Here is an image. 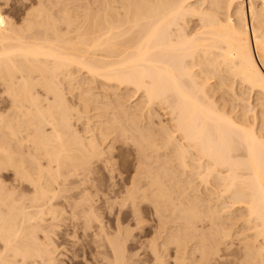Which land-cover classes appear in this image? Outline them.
I'll use <instances>...</instances> for the list:
<instances>
[{
    "label": "bare ground",
    "instance_id": "bare-ground-1",
    "mask_svg": "<svg viewBox=\"0 0 264 264\" xmlns=\"http://www.w3.org/2000/svg\"><path fill=\"white\" fill-rule=\"evenodd\" d=\"M10 1L0 0V264H60L50 229L70 222L96 226V252L120 264L123 220L110 232L100 199L132 205L138 223L149 202L174 264H264V0H20L21 17L3 10ZM117 144L133 172L102 192L99 167L123 175ZM219 190L243 211L236 248Z\"/></svg>",
    "mask_w": 264,
    "mask_h": 264
},
{
    "label": "rangeland",
    "instance_id": "rangeland-1",
    "mask_svg": "<svg viewBox=\"0 0 264 264\" xmlns=\"http://www.w3.org/2000/svg\"><path fill=\"white\" fill-rule=\"evenodd\" d=\"M3 5H5V4H2L1 6L4 7ZM21 6L22 5L20 3V0H11L9 7L3 8V10L6 13H9L11 15H17L18 17H21L22 16V13H21L22 10H18V8ZM195 22L196 21L193 20L192 24ZM137 95H139V94H137ZM136 96H134L132 98L133 100L131 99L132 102L134 101ZM154 109H155V112L157 110L156 114H158V116L156 115V121L159 125H160L161 121L164 122L162 124H165V121H166L167 125H169L171 123L170 120H168V119H170V118H168V117H170V115L167 114L168 110L166 111V115H167V117H166L163 115V113H164L163 108H160L158 105H155ZM159 110H161L162 113ZM164 110H166V109H164ZM159 115H161V116H159ZM157 117H159V118L157 119ZM160 117H162L163 119L160 120ZM159 120H160V122H158ZM167 122H170V123H167ZM131 153H132L131 151L128 152L124 147L120 146V144L116 145V150L114 151V154H115V160L117 159L116 160L117 161V167L119 168V170L117 171L116 174H118L119 171H122L123 172L122 177L120 175H115L114 178H111L102 167L98 168V171L95 174L96 180L94 181V183L97 185V187L99 189H101L102 192H106L107 190L114 188V187H115V189H123L124 185L128 183V180H129L128 178H129L130 174L133 172L132 168H134V166L132 164L131 157H130ZM200 182L201 181H199V182L197 181V185L199 186L200 193L207 194V192L205 190V188H206L205 183L204 182L200 183ZM115 184H116V186H115ZM210 184L211 183H209L208 185H210ZM202 186H203V188H202ZM210 187H211V185H210ZM219 192H220V190H219ZM219 192H218V195L215 194L213 196H215L214 199H216V195H217V197L218 196L220 197L218 204H221V202L223 203V201L228 202V203H226V204H228V206L226 205V208L228 207L226 209V211H228V212H225V213H227V216L225 215L226 225L228 228H230V229L232 228L231 231L234 229L233 230L234 232H232V233L234 234V237H235L234 238V240H235L234 248H236L238 246V240H237L238 234L237 233H238V229L240 230L239 224L242 222L241 216H242L243 211L241 212L242 209L239 207L238 203H235V206L238 205L235 208V206H233L234 204H232L231 198L226 197L225 196L226 194H224V196H222L223 195L222 192H220V193ZM221 196H222V198H221ZM223 197L228 198L227 199L228 201L226 199L224 200ZM229 200L231 201V203H229L230 202ZM224 204H221L222 206L220 205V207H223ZM230 205L233 206L234 208L233 207L231 208ZM141 207H144V212H143L144 222L138 223L137 216L134 213V209H133L132 205H127V207L123 208V210L121 212L119 210L120 209L119 204H115L111 209L106 207L103 199H100V202H98V204H97L98 214L103 218V220L105 222H111L112 225L108 230L110 232H112L113 234L117 230L114 227L115 226V220L117 219V216H119L123 220L122 226L124 227L123 228L124 233L121 235V237L126 238V244H125V249H126L125 255H126V257L123 260V262H121L120 264H123V263L124 264H158L156 256L153 253V251L151 250L150 240H152L154 238L157 243L159 242L158 244L162 245L164 243L163 241L165 240V238L163 239V236H165L166 233L164 235L165 230H163V228L160 227V225L158 223V218L154 214V211H153L150 203L144 201L141 203ZM229 208H231V209H229ZM237 208H238V212L235 211V209L237 210ZM222 211H224V210H222ZM239 211H240V213H239ZM235 212L237 213V219H239V221L236 219ZM229 213L231 216H229ZM232 215H234V216H232ZM227 219H229L230 222ZM231 221H232V223H231ZM234 222L235 223L238 222L239 224L238 225H237V223L234 224ZM66 224L63 226H56L55 228H53V230L50 229L51 234H53L52 235V241L58 247V252H60L59 257H58V259L60 260V264H63V263L64 264H107L106 260H103L102 255H99L96 252V246L99 243V238L95 236V233L98 231L96 229V226H93L92 228H86L85 229L82 226H73V224L71 222L68 223L67 225ZM232 225H233V227H232ZM229 226H231V227H229ZM41 236H43L42 232H41ZM105 241H106V239L104 237H102V242L107 244V241L106 242ZM161 245H159L160 253L162 255L163 254L165 255V256L164 255L163 256H164V259L167 262V264L169 262H171L169 264H172V263L174 264L175 263V248H174V246H169L167 248V247H165L166 245L163 244L162 249H161ZM163 247L165 250L163 249ZM167 250L169 252V255H167L168 254ZM165 251L167 254L165 253Z\"/></svg>",
    "mask_w": 264,
    "mask_h": 264
}]
</instances>
